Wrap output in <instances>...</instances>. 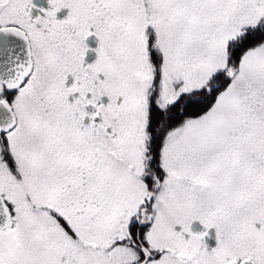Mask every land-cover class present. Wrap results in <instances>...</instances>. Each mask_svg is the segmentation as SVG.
Here are the masks:
<instances>
[{
	"label": "snow or ice",
	"instance_id": "obj_1",
	"mask_svg": "<svg viewBox=\"0 0 264 264\" xmlns=\"http://www.w3.org/2000/svg\"><path fill=\"white\" fill-rule=\"evenodd\" d=\"M0 264H264V0H0Z\"/></svg>",
	"mask_w": 264,
	"mask_h": 264
}]
</instances>
